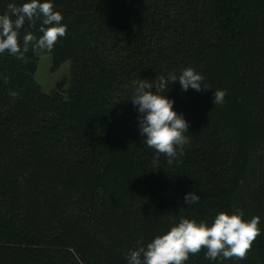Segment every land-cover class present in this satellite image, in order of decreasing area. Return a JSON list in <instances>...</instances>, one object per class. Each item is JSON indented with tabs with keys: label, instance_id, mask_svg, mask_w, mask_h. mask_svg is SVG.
Listing matches in <instances>:
<instances>
[{
	"label": "trees",
	"instance_id": "trees-1",
	"mask_svg": "<svg viewBox=\"0 0 264 264\" xmlns=\"http://www.w3.org/2000/svg\"><path fill=\"white\" fill-rule=\"evenodd\" d=\"M13 2L25 0H0V14ZM52 2L67 34L42 54L53 70L71 62L68 89L42 90V54H0V264H127L180 217L233 209L261 217L247 258L201 251L186 264H264V0ZM188 67L209 90L168 84L190 143L172 165L154 162L132 81ZM216 89L227 93L217 106Z\"/></svg>",
	"mask_w": 264,
	"mask_h": 264
},
{
	"label": "clouds",
	"instance_id": "clouds-1",
	"mask_svg": "<svg viewBox=\"0 0 264 264\" xmlns=\"http://www.w3.org/2000/svg\"><path fill=\"white\" fill-rule=\"evenodd\" d=\"M62 20L63 16L55 10L52 0H25L20 5L9 3L6 11L0 14V54L7 51L23 60L30 49L36 55L51 52L67 34V25ZM38 21L41 22L38 31L42 35L28 31L21 40L24 25L27 23L29 28H35ZM177 82L184 91L189 88L209 90L203 75L188 67L181 70L179 76L174 72L156 76L155 84L148 79L132 81L130 101L138 106V127L144 137L143 143L157 153L154 162L163 155L169 165L185 155V147L190 143L189 122L174 110L175 101L167 95L168 84ZM9 94L17 95L15 91ZM226 95L225 90L216 89L213 93L215 106L223 104ZM184 200L187 205H193L200 197L192 191ZM244 216L242 209H233L231 213L221 211L211 223L182 216L178 223H173L168 231L157 235L146 247L126 251L127 264H186L191 256L201 251H204L205 259L213 261L244 260L261 234V217L257 215L245 220Z\"/></svg>",
	"mask_w": 264,
	"mask_h": 264
},
{
	"label": "rangeland",
	"instance_id": "rangeland-1",
	"mask_svg": "<svg viewBox=\"0 0 264 264\" xmlns=\"http://www.w3.org/2000/svg\"><path fill=\"white\" fill-rule=\"evenodd\" d=\"M53 56L50 53L42 54L38 61L35 78L45 93H51L59 83H64L65 90L69 87L71 62L65 61L58 69L53 70Z\"/></svg>",
	"mask_w": 264,
	"mask_h": 264
}]
</instances>
